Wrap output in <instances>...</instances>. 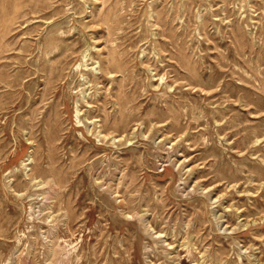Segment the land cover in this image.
Masks as SVG:
<instances>
[{
    "label": "rangeland",
    "instance_id": "1",
    "mask_svg": "<svg viewBox=\"0 0 264 264\" xmlns=\"http://www.w3.org/2000/svg\"><path fill=\"white\" fill-rule=\"evenodd\" d=\"M263 109L264 0H0V264H264Z\"/></svg>",
    "mask_w": 264,
    "mask_h": 264
},
{
    "label": "bare ground",
    "instance_id": "2",
    "mask_svg": "<svg viewBox=\"0 0 264 264\" xmlns=\"http://www.w3.org/2000/svg\"><path fill=\"white\" fill-rule=\"evenodd\" d=\"M129 8V7H128ZM85 56V55H84ZM186 57V56H185ZM188 59V58H187ZM115 60V59H114ZM116 61V60H115ZM188 61V60H187ZM114 62V61H113ZM184 62H186V61H184ZM189 62V61H188ZM184 64V63H183ZM191 65H192V63H191ZM119 69V68H118ZM117 106V105H116ZM264 110V109H263ZM148 111V110H147ZM81 124V123H80ZM42 181V180H41ZM239 182V181H238ZM232 183V182H231ZM235 183V182H234ZM233 184V183H232ZM64 211V210H63ZM157 233V232H156ZM73 244V243H72ZM74 250V249H73Z\"/></svg>",
    "mask_w": 264,
    "mask_h": 264
}]
</instances>
